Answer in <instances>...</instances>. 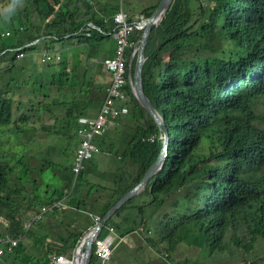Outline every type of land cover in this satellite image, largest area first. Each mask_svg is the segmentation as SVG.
Here are the masks:
<instances>
[{"label":"trees","instance_id":"1","mask_svg":"<svg viewBox=\"0 0 264 264\" xmlns=\"http://www.w3.org/2000/svg\"><path fill=\"white\" fill-rule=\"evenodd\" d=\"M11 3L0 0V19ZM91 5L87 0H17L14 13L3 19L10 34L0 35V236L20 239L12 252L0 257V264H55L52 257L75 248L93 225L74 232L52 224L50 230L31 235L36 237L32 242V223L23 231V223L43 205L62 198L65 189L69 192L64 207L86 211L88 203L76 197L82 182L73 180V159L69 181L62 186L46 181L43 173L58 166L53 157L61 139L74 156L82 137L77 132L81 116L93 119L86 114L88 106L97 105L100 97L101 105L105 92L98 80L104 66L97 61L95 69L94 61L103 40L113 39L110 16L122 10L129 18H147L158 3L140 5L135 15L121 4L111 5L105 18L96 13L99 6L92 10ZM83 14L86 19H81ZM141 32L133 30L129 40L138 44ZM54 41L83 45L82 59L75 63L53 56L45 64L53 67L51 76L47 67L43 69L46 80L32 58L31 77L22 71L25 62H14L18 49L28 52L25 58L39 47L59 55L49 49ZM130 55L128 50L125 58ZM144 57L143 90L168 130L167 155L162 169L110 217L99 236L108 225L118 230L119 238L139 233L146 256L139 257L143 249L136 252L137 259L122 256L127 264H146L147 257L161 264H264V0H173L152 26ZM135 60L136 52L129 70L127 64L131 76ZM65 91H71L70 97H64ZM125 92L129 129L122 134L124 122L121 127L114 123L105 129L112 136L104 133L92 142L97 147L92 161L99 153L123 160L120 172L109 173L114 176L107 181L109 192L100 188L107 200L89 199V213L99 218L139 182L163 144L161 130L134 97L132 84ZM113 138L120 139L110 142ZM61 209L43 216L54 220ZM182 243L197 250L195 258L177 259ZM96 262L92 253L88 264Z\"/></svg>","mask_w":264,"mask_h":264},{"label":"built area","instance_id":"2","mask_svg":"<svg viewBox=\"0 0 264 264\" xmlns=\"http://www.w3.org/2000/svg\"><path fill=\"white\" fill-rule=\"evenodd\" d=\"M88 1V0H87ZM119 16L115 14V22L117 23L116 28L113 30V39L115 41L114 46V54L112 56H108L103 60V63L106 65V68L110 74L111 81L116 80L117 83L113 85H109L105 89V94L102 99L101 105L99 106L98 112L93 119H89L88 117L81 116L80 118V128L83 131L80 133L82 136L80 138V142L75 149L73 156L74 167H72L73 180H77L79 172L83 169L84 161L90 159L94 152L97 151V147L92 143V137L94 135L101 134L106 127L108 126V120L111 118H117L120 114H124V110H118L114 108L116 105V99H125V82L127 81L125 75V69L122 64L125 63V54L128 50L131 51L132 54L136 51L137 43L129 40V35L133 30H137L140 28V22L143 18L137 20H132L130 22L126 21L127 14L119 10ZM129 26L126 29L125 24ZM8 35V31L5 33ZM15 54L16 58H19L20 61L24 57V52L21 49L16 50ZM45 54V53H44ZM54 53L48 51L46 55L43 56L45 60H50L53 57ZM55 60H59L60 56H55ZM65 192H69V189H65ZM66 197V196H65ZM62 197L58 200H55L52 203L43 205L39 212L35 214L36 220L40 219L43 214L47 211L60 209L64 206V198ZM98 216H95L94 219H98ZM110 230L114 228L110 226ZM16 238L19 242V237H11V236H0V256H2L5 252H12L14 246L17 245L18 242L14 239ZM114 243L113 238H106L103 241L96 242L92 247L93 255L99 260L100 264H111V252L112 245ZM66 260L64 256H56L53 257V262L58 264L60 261Z\"/></svg>","mask_w":264,"mask_h":264},{"label":"rangeland","instance_id":"3","mask_svg":"<svg viewBox=\"0 0 264 264\" xmlns=\"http://www.w3.org/2000/svg\"><path fill=\"white\" fill-rule=\"evenodd\" d=\"M100 1H104V0H100ZM107 1H109V0H107ZM110 1H112L113 3L107 4V5L104 6V5L99 4V2L96 3L97 0H88V2L92 3V5H91V9L92 10L98 9L97 7L99 6L100 9H101L100 11H104V12L105 11L106 12L109 11L111 9V7H112L111 6L112 4H114V5L115 4H118L119 5L121 0H110ZM133 1H138V0H133ZM145 2L146 3L149 2V3H151V5H153V4L155 5L156 0H145ZM115 14L117 16H119V13L117 11H114V14L110 16V18L112 19V21L114 23L113 30L116 28V25H117V23L114 20ZM0 16H1V14H0ZM128 16L129 15L126 16V21H128V22H130L132 20H137V21L139 20V18H137V17L133 18V17L130 16L132 18L131 19ZM4 18H5V16H2L1 17L2 21L0 19V35H5V33L7 31L10 34V30L5 28V24L3 22V19ZM81 19H86V16L83 14L82 17H81ZM145 20H146V18H143V20L139 21L140 22V28L137 29V30H142V28H143L142 22H144ZM128 26L129 25L126 23L125 24V27H123V29H126ZM1 32H2V34H1ZM111 40H112L111 38H105L103 40V42H102L103 43L102 46H99V49H98V52H97V57H96L97 59L94 61V67H95V69H98L97 61L99 63H103V59L105 57H107V56H105L102 60H100V57L103 54H105L107 52V50H109V47L111 46ZM30 44H32V43H30ZM48 44H50V45L52 44L53 47L55 48V50H57L64 59H65L66 56H68L75 63H78L79 58L82 59V53L84 55V51H85V47L83 45H80V44L66 45L65 44V41H54V42H51V43H48ZM114 46H115V41L113 40V48L110 49L111 52H114ZM50 48L51 47L49 46V49ZM27 53L28 52L24 53V61H23V63L25 62V59H26L25 57L27 56ZM19 61H20L19 58H15V61L14 62H19ZM99 74H100L99 75L100 76V80L101 81H105L107 79V75L106 74H108V71L106 72V69H104V68L101 67V69H99ZM69 92H70V94H72L71 91H69ZM64 94H65L64 97H70V94L67 93V91H65ZM261 109H263V107ZM113 122L114 121L111 118L110 123L108 124V128H111L114 125ZM106 132H107V134L109 136H112L110 132H108V131H106ZM153 139L154 138H152L151 140H153ZM112 146L115 147L114 144H112ZM58 148H59V151H56L54 153V157H53V161L58 166L53 167V168L48 167L47 170H45L44 173H43L44 179L46 181L52 183L54 186H62L65 183H67V181H69V175H70L69 174V171H70L69 170L70 169L69 165L71 166L70 161L73 159V156H72V152L73 151L71 150L70 147L66 146V140L61 139L60 140V145H59ZM115 148H117V147H115ZM47 157H49V156H47ZM88 161H89V159L86 160V161H84V164L86 162H88ZM71 163H72V161H71ZM91 165H93L94 167H96L95 166V160H93L91 162ZM100 171L103 172V173H105V174H107V176L106 177H103V176H100V175H96L95 174V176H91L90 177V172L89 171H83L82 172V177L78 176L77 177V181L82 182L81 184H85L88 191L92 190L97 185L104 186V190H105V188L111 184V183H107V181L108 180H112L114 178V176L109 175L110 170H108V169L100 170ZM105 192L107 193V192H109V190H105ZM67 195H68V192H65L64 195H63V197H65ZM91 198H92L91 197V193H89L87 195V197L84 198V200H86L87 203H88V205L87 206L85 205V207L88 210L93 211V209L90 206V201H89V199H91ZM96 207L98 208L99 206H97V204H96ZM61 208H64V206L61 207ZM37 213H35V214H37ZM35 214H33L32 218L30 220H28V221H26V222L23 223V231L26 230L30 226L31 223L33 224L34 221H38L39 220V219L38 220L34 219L35 218L34 217ZM113 220L114 221H119L117 219V217L116 218L114 217ZM128 223L130 225H132L133 222L130 220V221H128ZM152 228L155 229L154 226L153 227L151 226V229ZM15 229H17V228L15 227L12 230H15ZM87 231L88 230H86L84 232V234ZM116 232H118L117 229H116L115 233ZM12 234H14V233H10V235H12ZM139 235H140L139 233L137 234L135 232V233H130V234L124 236V238H118V244L115 245V247L117 248L116 254H115V257H112L111 258V264H127L126 262H128V258L126 260L122 258V256L125 257L127 255H130L132 257H135V259H137L139 257L140 258H145V256H146L145 255V253H146L145 252L146 251V248H145L146 247V243H145V241L143 239L140 238ZM11 237H13V236H11ZM16 237H19V239H20V236H16ZM14 239L16 240V242H18V240L16 238H14ZM18 243H17L16 246H18ZM182 244L183 245L180 247V249L176 253L177 259H184L185 256H188L189 258H195L196 255H197V250L191 248L190 246H188V245H186L184 243H182ZM16 246H14V248ZM92 247H93V245H92ZM256 248L259 249L260 248V245L258 244ZM141 249H143L142 250L143 254L138 257L136 255V252H138ZM125 252H126V254H125ZM146 259H147L146 260L147 261L146 264H161L159 262L160 260L158 258L147 257ZM76 262L78 263V261H76ZM46 263L50 264V261L49 262L46 261ZM236 263L237 264H242L243 261L242 260H236ZM58 264H74V263H72L71 260L68 261V262L66 260H62Z\"/></svg>","mask_w":264,"mask_h":264},{"label":"crops","instance_id":"4","mask_svg":"<svg viewBox=\"0 0 264 264\" xmlns=\"http://www.w3.org/2000/svg\"><path fill=\"white\" fill-rule=\"evenodd\" d=\"M105 1L108 4L113 3L110 0L109 1L105 0ZM159 1L156 0V3L155 4L159 3ZM120 4L122 5V8L125 9L130 15L138 14V9H139V6L140 5H143L145 7L154 6V4L151 5V3H149V2L146 3L145 0H138V1L121 0L120 1ZM112 5H114V4H112ZM115 5H117V4H115ZM110 11H111V9L109 11H107V12L106 11L104 12V11H100L99 10L96 13H98V16H101V18H103V17L105 18V17H108ZM135 17L136 16H134V18ZM113 40L114 39L111 40V46L109 47V50H107V52L105 54H103L104 56H107L108 57V56H112L113 55L114 52L112 53L110 51V49L113 48ZM48 45L51 47V49H53L54 51H57V50H55V48L53 47L52 44L51 45L48 44ZM43 50H45V49L44 48L41 49L39 47L38 49L33 50L31 52L30 56H28V58L25 59L26 68H23L22 71L25 73V75L27 77H31L34 74V70H35L34 69V66H35V64L39 66V72L43 76V79L44 80H46L47 78H49L51 76V74L53 73V67L51 65H48V67H47L45 64H48V63H46V62L40 63L39 62V58H40V55L39 54ZM60 56H61V54H60ZM29 58H32L33 60H35L36 63L35 64L29 63L28 62ZM61 59H63L65 61V60H69L70 58L68 56H66L65 59H64L61 56ZM21 61H24V57L22 58ZM130 61H131V57H129V63H130ZM28 64H30V65L28 66ZM46 67H47V70H49V74H48L49 77H46L45 74L43 73V69L46 68ZM129 69H130V66H129ZM16 70H17V72L19 71V74L21 73V71L18 68H16ZM106 75H107V79L105 80V82H106L105 84H104L103 81L98 80L99 81L98 84L103 88V94L105 92V90H104L105 89V86H107V84L110 81V74L108 73ZM132 91H133V89H132ZM127 97H128V95H127ZM100 98L98 99L97 105L93 106V104L91 102V105L88 106V109L86 111L87 116L94 117L96 115L97 110H98V107H99ZM122 103L123 104H120L119 102H117V106L118 105H123L124 106V102H122ZM126 106L127 105H125V107ZM127 112H125V113H127ZM128 118H129V116H128ZM128 118H127L126 114H122L118 118H116L115 120H113L114 121L113 123H116L115 126H119V127H121L120 122H124V123H122V128H124V129L126 128V129L122 132V134H125L126 131L130 127L129 125L126 126L127 124H125L128 121ZM109 123H110V121H109ZM119 139L120 138H118V139L117 138H113V139H111L109 141L110 142H116ZM114 145H115V147H117V149L120 150L121 146H119L118 144H114ZM98 157H96V160H95V166L96 167H94L93 165H91V162H92L91 159L88 162L85 163V166H84V170L83 171H89L90 172V177L91 176H95V174L105 177L106 174L100 171V170H105V169H108V170H110V172H115V173H118V172L121 171V169L123 167V160L122 161H119V157H115L114 158L112 156V154H110V153H106L105 155L99 153V156ZM81 185L82 186H81L80 190H78V192L76 193V197H78V199H80V198L81 199H84V198L87 197V195L89 193H91V196H97V197H99L101 203H103V202H105L107 200L105 193H103V192L102 193H99V191H102L103 190V189L100 190L101 185L100 186L99 185L95 186L90 191L87 190L85 184H81ZM84 201L87 203L86 200H84ZM85 209H86V211L85 210H82V209H76L73 206L72 207L71 206L64 207L63 209H61V211H59L57 213L58 216L54 220H49L51 218L49 216H47L48 214H46L40 220L33 222L34 224H32V228H34V231L32 233H30V236L33 235L34 233H36V234L37 233L42 234L43 232L50 230L51 227H52V224L54 225L55 228L59 227L60 229H64L66 226H68L70 229H73L74 232L75 231H78V230L84 228L86 225L92 223V220H93L94 216H96L95 214L89 213L90 210H88L86 207H85ZM63 233H64V230L60 234H63ZM34 238L36 239L35 236H31L28 241L29 242H32L33 241L32 239H34ZM53 245H54V247H59V245L57 243H54L53 242ZM32 248H33V245L32 244H29L28 245V248H27L26 254H28V255L32 254L33 253ZM116 250H117V248L115 249V251ZM61 254L64 255V256H66V257H68V258H72L73 255H74V248L71 249L68 253L66 252V253H61ZM77 261H79L78 258H77ZM94 264H99V262H96Z\"/></svg>","mask_w":264,"mask_h":264},{"label":"water","instance_id":"5","mask_svg":"<svg viewBox=\"0 0 264 264\" xmlns=\"http://www.w3.org/2000/svg\"><path fill=\"white\" fill-rule=\"evenodd\" d=\"M173 0H160L152 14L142 22V32L136 48V63L132 77V89L135 96H137L138 103L152 116L156 122L159 130L162 132L163 144L161 151L156 158L154 164L148 168L142 178L132 188L125 192L106 212V214L100 219V221L77 240L74 248V255L71 260L74 264H88L92 256V244L94 238L99 234L101 228L107 223L110 217L128 200L137 195L145 186L147 181L153 176L155 172L162 169L165 157L167 155L169 134L165 126L164 120L158 111L151 105L146 97L143 84H142V69L145 60L144 51L147 43V39L152 26L157 25L166 10L170 6ZM77 258L79 259L78 263ZM67 259V258H66Z\"/></svg>","mask_w":264,"mask_h":264},{"label":"bare ground","instance_id":"6","mask_svg":"<svg viewBox=\"0 0 264 264\" xmlns=\"http://www.w3.org/2000/svg\"><path fill=\"white\" fill-rule=\"evenodd\" d=\"M155 10V9H154ZM153 10V11H154ZM139 16V15H138ZM164 16V15H163ZM163 18V17H162ZM88 25H90L91 27H95V25H93L91 22H88ZM37 41V39L35 40V42ZM34 41H33V43H35ZM45 53V54H44ZM47 54V52L45 51V52H41L40 53V60H41V63H44V62H46V61H48V60H45L44 58H43V56L44 55H46ZM58 56L57 54H55L54 53V55L53 56ZM134 54H132V55H130V57H131V61H130V63H129V59L127 60V57L125 58V63H123L122 65L124 66V67H126V69H125V75H126V78H127V81L125 82V86L127 85V84H132V77H133V75L131 76L130 75V72L128 71L127 72V64H128V70H129V66H130V68H131V62H132V56H133ZM137 55V54H136ZM106 58V57H105ZM104 58V59H105ZM103 59V60H104ZM135 63H136V60H135ZM103 64V66H104V68L106 69V71H108L107 70V68H106V65L104 64V63H102ZM109 73V72H108ZM115 83H117V81L116 80H112L111 81V77H110V82L108 83V85L106 86V88L111 84V85H113V84H115ZM105 88V89H106ZM125 98L127 97V93L125 92V96H124ZM134 97L136 98L137 96H135L134 95ZM128 98V97H127ZM136 100H137V98H136ZM116 101V105L114 106V108H116V109H118V110H124V112H127L128 111V108L127 107H125V105L123 106V105H118L117 106V102H119L120 104H123L122 102H125L126 100L125 99H116L115 100ZM109 121L110 120H108V123H109ZM83 131V129L82 128H79V130L77 131L78 132V134H80L81 132ZM106 131L107 130H104L101 134H99V135H94L93 137H92V140H94V138L96 137V136H102V135H104V133H106ZM127 192V191H126ZM141 192V191H140ZM139 192V193H140ZM138 193V194H139ZM100 219L101 218H98V219H93L92 220V222H93V226H95L99 221H100ZM105 226V225H104ZM103 226V227H104ZM102 227V228H103ZM101 228V229H102ZM110 228V226L108 225V226H106L105 227V232H104V235H102V236H99V234L94 238V241H93V244L92 245H95L96 244V242H98V241H103V240H105L106 238H113L114 239V243H113V245H112V252H111V257L114 255V253H116V251H115V249H116V247H115V245L118 243L117 241H118V238H119V236H118V234H117V232L115 233V230L113 229V230H110L109 229ZM101 231V230H100ZM100 233V232H99ZM84 235V234H83ZM82 235V236H83ZM99 237V239L97 240V238ZM125 254H126V252H125ZM164 256H166V255H164ZM111 261V260H110Z\"/></svg>","mask_w":264,"mask_h":264},{"label":"clouds","instance_id":"7","mask_svg":"<svg viewBox=\"0 0 264 264\" xmlns=\"http://www.w3.org/2000/svg\"><path fill=\"white\" fill-rule=\"evenodd\" d=\"M17 7V0H13V3H11V4H9V5H7L6 6V8H5V13H6V15H5V20H7V18H8V16H10L11 14H13L14 13V11H15V8ZM35 42V41H34ZM16 49V48H15ZM52 52V51H51ZM136 52V51H135ZM59 56H60V54H59ZM60 59H61V56H60ZM59 59V60H60ZM58 61V60H57ZM124 114H126V113H124ZM113 119V118H112ZM96 216H98V215H96ZM95 217V216H94ZM42 218V217H41ZM40 218V219H41ZM118 242V241H117ZM59 255H61V256H64V255H62V254H59ZM59 255H57V256H59ZM1 257V256H0ZM56 257V256H55ZM65 257V259L67 258V259H70V258H68V257H66V256H64ZM53 258V257H52ZM53 260V259H52ZM100 264V263H99Z\"/></svg>","mask_w":264,"mask_h":264}]
</instances>
